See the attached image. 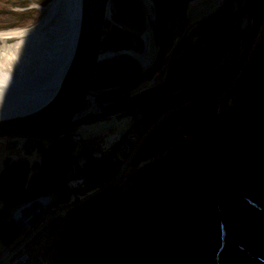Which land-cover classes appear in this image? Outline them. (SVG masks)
Masks as SVG:
<instances>
[{"label":"trees","instance_id":"16d2710c","mask_svg":"<svg viewBox=\"0 0 264 264\" xmlns=\"http://www.w3.org/2000/svg\"><path fill=\"white\" fill-rule=\"evenodd\" d=\"M154 1L162 42L168 14L180 10L182 2ZM185 1L189 4L192 0ZM18 2L25 5L28 0ZM111 8L115 18L127 16L133 28L145 30L139 0H111ZM38 14L36 8L0 12V28L33 23ZM234 17L233 0H222L208 15L193 22L186 12L174 14L159 63L151 74L159 78L167 74L166 79L134 92L141 83L113 99L136 96L213 66L230 44ZM186 37L190 39L185 42ZM143 46V39L133 30L106 20L102 52L142 51ZM241 67V79L231 93L238 97L249 83L245 93L209 118L212 106L206 95L225 85ZM140 72V63L130 55L104 59L97 65L91 88L116 86ZM186 99L193 100L178 106L143 143L135 163L143 156L148 161L142 160L127 177V188L107 195L108 189L101 188L115 170L105 161L119 143L106 149L104 135H96L83 139L86 149L75 154L71 133L49 139L43 147L36 142L31 149V138H27L23 153L6 157L0 172V240L10 246L19 235L16 223L7 219L9 208L55 190L60 198L72 193L91 196L78 205L82 208L76 212L75 225L56 245L57 256L44 264H264V0H251L244 50L226 79L187 88L128 113L135 124L147 128ZM206 116L203 125L178 140L183 131ZM45 198L34 204L46 210Z\"/></svg>","mask_w":264,"mask_h":264},{"label":"water","instance_id":"95a60500","mask_svg":"<svg viewBox=\"0 0 264 264\" xmlns=\"http://www.w3.org/2000/svg\"><path fill=\"white\" fill-rule=\"evenodd\" d=\"M139 1L145 15L144 33L148 35V39L144 40V50L141 52L149 53L150 62L146 66L135 55L139 51L131 48L102 52L104 26L112 11L111 0H81L76 39L55 88L50 94L44 93L47 96L33 107L0 114V137L10 135L22 136L26 139H55L71 133L72 136L83 140L84 138L77 132L80 125L145 108L199 84L220 82L231 74L240 61L244 50V34L248 26L251 0H233L235 17L230 44L221 59L213 66L136 96L104 101L103 99L133 90L153 73L168 39L172 16L182 15L187 7L186 1L181 0V9L169 12L165 38L160 42L155 1L152 0L153 16L146 13L142 0ZM2 42L3 40L0 39V43ZM120 55H130L135 58L141 64V72L125 83L92 89L98 63Z\"/></svg>","mask_w":264,"mask_h":264},{"label":"bare ground","instance_id":"6f19581e","mask_svg":"<svg viewBox=\"0 0 264 264\" xmlns=\"http://www.w3.org/2000/svg\"><path fill=\"white\" fill-rule=\"evenodd\" d=\"M142 2L153 16V1ZM80 11L81 0H53L39 25L0 32V114L33 107L55 88L76 39ZM43 27L53 37L36 34ZM135 55L144 66L150 62L149 53Z\"/></svg>","mask_w":264,"mask_h":264},{"label":"rangeland","instance_id":"374dc122","mask_svg":"<svg viewBox=\"0 0 264 264\" xmlns=\"http://www.w3.org/2000/svg\"><path fill=\"white\" fill-rule=\"evenodd\" d=\"M18 1H22V0H0V12L6 11V10H11V11H25V10H29V9H39V14L37 17V20L33 23H28L24 26H18V27H1L0 28V32H5V31H11V30H23V29H28V28H32L36 25H39V23L46 18V12H47V7L50 5V3L53 0H48V2H46L45 4H40L39 2H37L38 0H28V2L24 5H21L20 2ZM188 6V4H187ZM186 11H187V7H186ZM113 16V19L118 21V23H122L126 28L133 30L138 36H140L143 41V34L145 32L144 31H138L137 29L133 28L131 26L130 20L127 16H124L122 18H115L113 15V12L111 11V15L110 17ZM25 27V28H24ZM14 28V29H12ZM10 29V30H7ZM3 30V31H2ZM47 28H42L40 30H38L39 33L36 34H40V36H51L53 37V35L51 33H49V31L47 32ZM189 38V37H186ZM194 39V37H193ZM167 42V41H166ZM145 43V41H144ZM143 50H144V46H143ZM139 51L140 53L143 52ZM105 52V51H103ZM141 65V64H140ZM161 70V69H160ZM167 77L166 75H163V77H158V74L155 75H151V77L149 79H147V81L145 80L143 82V84L137 88L134 92H140L150 86H154L155 84L165 80ZM249 83L246 84V87L242 90L241 94L233 99H228V100H224L222 104H214L213 102V98H212V94L210 93V95H206L207 100H209L208 105L212 106L210 107L209 110V114L207 115L209 118L210 117H215L218 114H220L224 109H226L227 107H229L230 105L234 104L237 100H239L241 98V96L245 93L246 89L248 88ZM187 101H191L186 99ZM186 100H184L181 103L186 102ZM204 100V99H202ZM195 101H198L195 100ZM207 116L204 117V119L202 121H198L196 123V125H194L190 130L187 131H183L182 135L178 138V140H181L185 137H187L188 135L191 134V132L195 129H197L198 127H200L201 125H203L206 120H207ZM134 116L132 114L126 113V114H122V115H117V116H110V117H106V118H102V119H97V120H93L90 121L88 123L82 124L77 128V132L84 138V139H88L90 137L96 136V135H104V147L106 149L111 148L114 144H120L124 138L130 133L131 128H132V122H133ZM36 142H38V147H43L45 145H47L50 140L49 139H40L38 140L37 138H31L29 145L31 146L29 149L32 148L33 145L36 144ZM37 151V150H36ZM35 151V152H36ZM23 151H20V154H22ZM164 153L161 152L159 155L156 156H160ZM35 154V153H33ZM145 156H143L142 158H140L135 164H140L143 160V162H147L148 159L145 158ZM151 158H155L151 157ZM137 165V166H138ZM70 183V182H69ZM126 185H128V183H126ZM108 188V190L105 192V195L109 194V193H114V191L116 190L115 188L112 189L111 187H107L106 185L101 188V189H105ZM89 196L86 197H80V195L76 194V193H72L70 196L67 197H63L61 198L60 201H58L57 203H55V205L52 207V213H53V217L48 218L50 215V210L47 209L45 210V213L42 212V215H40L37 219V225H39V229L38 232L33 236V238L31 239L30 242H32L33 240H35L36 238L40 237V239H42V237L47 233V239H45L44 245L47 246L48 248H51L49 245V243L52 240V237L54 235H56V233L60 232L62 230V228L64 227H68L70 224H72L73 220L76 219L77 215V211H79L81 208L78 206L79 204H81L84 200H86ZM55 221V222H54ZM51 223H53V225H51ZM43 225V226H42ZM49 227V228H47ZM47 228V229H45ZM45 229V230H44ZM40 230V231H39ZM44 230V231H42ZM28 234V231L25 232V235H22V233L19 232V235L15 241V246H18L20 244H22L25 241V238ZM47 247L42 250L43 253L41 255V253L39 254V256H36V258H38L40 261H43V263L45 261H49L48 259L51 258L49 257L47 253ZM41 251V252H42Z\"/></svg>","mask_w":264,"mask_h":264},{"label":"built area","instance_id":"2783aa9c","mask_svg":"<svg viewBox=\"0 0 264 264\" xmlns=\"http://www.w3.org/2000/svg\"><path fill=\"white\" fill-rule=\"evenodd\" d=\"M242 73L243 67H241L239 71L231 79H229V81L225 85L214 91V93L212 94L214 104L233 98L234 95L231 93V90L239 83ZM184 103H190V101L188 102L186 100V102ZM184 103L173 105L172 107L167 109L147 128H145L143 124H135L134 122H132L130 133L119 144L114 155L105 161V163L109 167L115 170L114 176L106 185L107 187L109 186L112 189L115 188L116 190L114 191V193L119 189L127 188L128 185H126V179L137 167L138 164H135L136 156L151 131L159 124H161L173 112L178 111V106H182V104ZM71 139L75 144V154H78L79 151H84L86 149L82 140L74 136H72ZM12 140L15 143L16 149L19 152L22 151L26 138L22 136H13ZM42 197H46V210H50V215L48 218H51L54 216L52 213V207L55 205V203L61 200L59 193L55 190L46 191L35 198L29 199L8 209L7 219L13 220L16 223L18 231L22 233V235H25L26 231H28V234L25 238V243L19 246L14 251L12 256L2 264H44L48 262L45 261L43 263V261H40L38 258H36L35 255L30 254L28 250V245L30 244L31 239L39 229V225H37L36 219L40 215H42V212L45 213V209H40L34 204L36 200ZM51 225H53V223H51ZM74 225L75 224L72 223L68 227H64L60 232L56 233V235L52 237L49 246L56 247L57 243L66 233L72 230Z\"/></svg>","mask_w":264,"mask_h":264},{"label":"crops","instance_id":"0c3cea01","mask_svg":"<svg viewBox=\"0 0 264 264\" xmlns=\"http://www.w3.org/2000/svg\"><path fill=\"white\" fill-rule=\"evenodd\" d=\"M221 1L222 0H192L187 6V16L192 22L199 20L202 17L208 15L212 10H214ZM12 138L13 136L10 135L0 137V172L4 167L6 157L15 158L21 155L20 152L16 149L15 143L13 142ZM1 207L2 202L0 201V208ZM45 239H47V233L42 237V239L38 237L32 242H30V244L28 245V250L30 254L39 256V254L41 253L42 255V250L47 247L44 245L43 242ZM23 243H25V241ZM22 244L15 246L14 242V244L8 246L2 240H0V264H2L9 257H11L14 251ZM46 254L51 257L48 259L49 261L55 258L58 254L57 246H51V248L47 247Z\"/></svg>","mask_w":264,"mask_h":264},{"label":"flooded vegetation","instance_id":"af4514ba","mask_svg":"<svg viewBox=\"0 0 264 264\" xmlns=\"http://www.w3.org/2000/svg\"><path fill=\"white\" fill-rule=\"evenodd\" d=\"M186 12V11H185ZM109 20H111L117 27H119V28H121V29H128V28H126L122 23H118V21H116V20H114L113 19V16L112 17H110V19ZM189 39L190 38H186L184 41L186 42V41H189ZM144 82V81H143ZM142 82V83H143ZM112 99L111 100H107L108 98H106V99H103L104 101H113V100H118V99H113L114 97H111Z\"/></svg>","mask_w":264,"mask_h":264}]
</instances>
